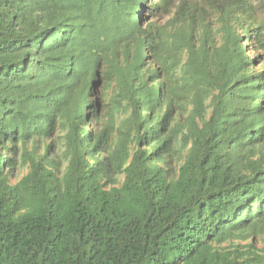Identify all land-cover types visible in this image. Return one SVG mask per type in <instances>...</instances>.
<instances>
[{"label":"trees","instance_id":"trees-1","mask_svg":"<svg viewBox=\"0 0 264 264\" xmlns=\"http://www.w3.org/2000/svg\"><path fill=\"white\" fill-rule=\"evenodd\" d=\"M252 10L0 0V264H264Z\"/></svg>","mask_w":264,"mask_h":264},{"label":"rangeland","instance_id":"rangeland-1","mask_svg":"<svg viewBox=\"0 0 264 264\" xmlns=\"http://www.w3.org/2000/svg\"><path fill=\"white\" fill-rule=\"evenodd\" d=\"M252 5H253V10L252 13L254 14L255 18L259 21L262 22L264 21V0H248ZM245 38L242 37L241 39V44L244 46V44H246L248 46L247 43H245ZM261 55V53H254L251 54L248 50H247V55L249 57H253L255 55ZM64 129L63 127L59 124L56 123L55 126L52 127L50 134L48 135V137H46L45 139V143L48 145H52L54 148L59 149L63 142H64ZM26 170L25 169H20L12 178H11V183H15L17 180H19L23 175L26 174ZM120 182L122 181V179L119 180ZM260 245V242H258Z\"/></svg>","mask_w":264,"mask_h":264}]
</instances>
